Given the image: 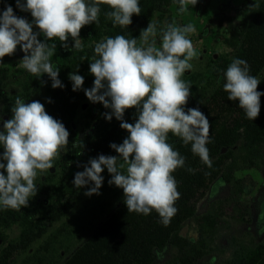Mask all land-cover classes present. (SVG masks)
Wrapping results in <instances>:
<instances>
[{"label": "clouds", "instance_id": "1", "mask_svg": "<svg viewBox=\"0 0 264 264\" xmlns=\"http://www.w3.org/2000/svg\"><path fill=\"white\" fill-rule=\"evenodd\" d=\"M198 0H178L179 12L188 11ZM111 11L105 13L114 25L127 27L133 14L141 13L139 0H16L21 11L30 12L29 22L14 14L9 5L0 12V60L15 53L19 45L24 56L21 66L39 78L47 74L52 87H64L58 78L59 69H54L51 57L58 39L68 47L82 49L80 31L85 25L98 22L100 5ZM35 25L39 31H33ZM195 32L192 24H167L159 30L160 45L157 47V23H148L137 39L123 35L108 37L94 46V56L89 71L94 76L93 86L84 89L89 101L101 103L121 121L120 127L128 136L119 145L110 147L119 155H99L84 165L83 171L74 175L77 188L92 183L85 195L99 194L107 168L111 174L109 184L123 189L127 212L148 215L155 210L161 223L167 226L176 214L175 202L180 193L173 173L184 167L185 158L168 143L169 133L179 137L191 151L211 167L206 145L209 143L210 121L198 108H187L191 95L190 82L182 79L192 68L191 61L197 57L189 34ZM43 34L44 41L38 39ZM223 89L228 100L238 101L250 120L260 113L258 90L260 79L250 74L246 60L233 58L223 73ZM73 91L80 89L84 77L75 72L69 74ZM135 108L134 123L124 122L126 109ZM13 115L3 122L0 130V207L19 211L27 207L30 198L38 191L35 180L38 173L53 168L69 141V132L64 124L49 115L39 101L25 103L17 97L11 109ZM119 163L118 161H121ZM191 171V169H189Z\"/></svg>", "mask_w": 264, "mask_h": 264}, {"label": "trees", "instance_id": "2", "mask_svg": "<svg viewBox=\"0 0 264 264\" xmlns=\"http://www.w3.org/2000/svg\"><path fill=\"white\" fill-rule=\"evenodd\" d=\"M25 2L26 0H21V3ZM173 2L178 0H139L141 13L133 14L132 23L127 27L114 25L105 15L111 9L102 4L98 22L85 25L80 31L82 49L72 48L74 41L71 37L67 40V48L58 39L47 41L50 44L55 43V53L50 59L54 69H59L58 78L64 87L53 88L51 79L45 73L39 78H31L34 87L24 97L28 103L36 100L44 104L46 112L64 124L69 132V143L66 147L72 149V125L80 101L88 99L84 89L91 88L95 79L89 71L95 44L116 35H123L127 39L136 38L138 43L140 33L151 20L154 11H163ZM246 2L247 5L239 11L240 21L228 24L227 41L235 49V53L231 58H216L213 75L223 74L233 58L244 59L250 66V74L260 79L258 90L264 93V0ZM9 5L18 17L25 16L28 20H33L30 12L21 11L17 7L16 0H0V12ZM38 39L44 41L45 37L41 34ZM73 72L84 77L82 87L75 91L69 79V74ZM190 90L191 95L185 111L187 108H198L210 121L209 143L206 147L211 167L191 151L190 143L185 145L179 137L169 133L168 143L185 158L184 167L173 173L180 197L175 202L177 212L170 223L167 226L162 224L155 210L148 215L127 212L123 189L108 183L111 179L109 173L99 189V194L94 195L95 200H98L105 193L106 200L94 204L87 225L81 232H76L75 240L64 246V254L59 252L52 264H162V261L164 264H200L213 238L219 217L218 214L210 212L199 214L196 198L204 195L206 190H221L227 186L233 191L232 195H238L242 191V184L236 178V172L257 167L264 162V95L260 97L259 116L250 120L239 107L238 101L228 100V93L222 87L216 89L211 96L217 107L222 102L220 108L215 109L209 106L207 100L204 102L205 93L197 86H190ZM14 102L12 99L11 103ZM91 110L97 126L79 150H71L73 153L77 152L83 167L90 159L101 154L118 156L110 144L119 145L128 136L127 130L120 127L121 121L114 116L111 120L105 119L104 114L111 113V109L96 102ZM123 119L124 122L134 123L137 119L136 109H126ZM2 152L3 147L0 146V153ZM0 162L6 163L2 160ZM118 162L122 163V160ZM76 172L59 188L55 187L56 190L47 186L44 189L45 197L35 198L19 211L0 207V239L5 241L3 230L15 224L20 227L18 241L8 244L10 250L6 248L2 251L0 264H9L7 259L11 249H25L68 216L83 190V187L77 188L73 185ZM260 191L264 209V181ZM57 192L62 193V198L55 196ZM189 221H195L199 227L196 240L181 235L182 227ZM257 261L256 256L246 261L241 260L237 264H258Z\"/></svg>", "mask_w": 264, "mask_h": 264}, {"label": "rangeland", "instance_id": "3", "mask_svg": "<svg viewBox=\"0 0 264 264\" xmlns=\"http://www.w3.org/2000/svg\"><path fill=\"white\" fill-rule=\"evenodd\" d=\"M246 5V0H198L195 6L189 5L188 11L181 13L178 2H173L163 11H154L149 21L157 23V47L160 45L159 30L167 24L183 26L190 23L194 26L195 32L190 33L189 38L198 55L191 61L192 68L184 73L182 79L205 93L204 102L207 100L214 109L217 105L213 103L211 96L216 89L223 88L225 83L223 74L213 75L214 60L218 57H233L235 49L227 41L228 24L240 21L239 11ZM23 18L27 19L25 16ZM33 31L38 32L39 29L33 25ZM137 44L140 45V39ZM23 56L24 52L18 45L13 55H6L0 60V130H3V122L13 115L11 109L14 103L11 100L15 101V98L20 97L28 103L24 95L34 87L31 83L33 75L21 66ZM220 103L217 108H220ZM94 106L95 103L88 99L80 101L70 134L74 141L72 149H62L53 168L38 173L35 180L38 191L29 202L45 197L44 189L47 186L51 189L59 188L74 172L84 170L77 152L73 153L71 150H79L87 136L95 130L97 122L91 110ZM108 174L107 168H104L101 173L104 180ZM235 176L242 184V191L238 195H232L233 191L227 186L221 190H206L204 195L196 198L199 214L210 212L219 217L213 238L200 264H237L256 256L257 263L264 264V209L260 191L264 181V162L257 167L241 169ZM92 186L89 182L83 187L78 202L71 208L68 216L55 224L46 235L33 241L25 249H11L7 259L9 264H52L59 252L63 255L64 246L75 240L76 232H81L91 219L94 204L106 200L105 193L98 200H95L96 194L85 195ZM55 196L62 198L63 195L57 192ZM2 232L6 237L5 241L0 239V255L4 249L10 250L8 244L18 241L20 227L15 224ZM198 234L199 227L195 221H189L182 227L183 237L196 240Z\"/></svg>", "mask_w": 264, "mask_h": 264}]
</instances>
